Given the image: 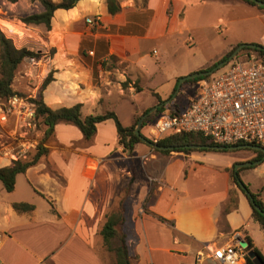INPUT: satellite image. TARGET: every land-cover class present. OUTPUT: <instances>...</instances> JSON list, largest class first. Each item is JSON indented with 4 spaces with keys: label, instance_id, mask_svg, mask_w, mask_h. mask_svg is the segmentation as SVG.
<instances>
[{
    "label": "crops",
    "instance_id": "obj_1",
    "mask_svg": "<svg viewBox=\"0 0 264 264\" xmlns=\"http://www.w3.org/2000/svg\"><path fill=\"white\" fill-rule=\"evenodd\" d=\"M118 2L120 10L110 14L104 0H76L71 8L54 10L49 30L42 24L23 26L28 37L17 39L18 46L44 55L20 63V71L30 76L31 84L24 91L13 89L36 97L50 73L52 80L40 92L43 102L53 109L80 104L82 116L114 112L113 103L127 95L151 96L148 104L138 107L140 113L156 105L157 97L165 98L174 80L188 71L185 55L180 64L173 61L177 51L196 44L184 16L191 0ZM12 5L18 12L20 5L32 7L33 13L42 10L37 1L17 0ZM21 14L16 17L29 15ZM42 31L46 38L40 36ZM185 32L188 37L182 40ZM50 49L53 53L47 56ZM213 61L198 62L196 67L203 69ZM124 81L126 92L121 86ZM184 104L178 105L180 110ZM117 118L122 126L131 125L134 107L126 124ZM140 133L152 141L153 124L149 132ZM143 144L147 149L140 155L124 152L112 119L96 123L89 140L72 124H56L45 144V159L20 173L29 190L52 206L49 204L39 216L29 191H25L27 197L8 195L0 185V264H59L52 259V251L58 247L64 250L63 264H107L108 257H114L103 247L98 232L104 216L120 204L129 257L136 261L132 260L133 264H150L146 256L150 255L153 262V252H182L190 259L187 264H210L205 258L207 247L233 241L240 244L245 235L256 246L246 230L252 218L248 199L231 183L227 171L234 160L210 164L199 152L163 154ZM117 160L128 163V168L119 169L117 174H135V181L140 168L149 183L137 191L124 188L121 195L117 194L112 167ZM148 162L151 170L146 173ZM230 188L236 190L237 203L224 211ZM13 202L30 203L34 208L16 212ZM37 225L45 227L42 230L35 228ZM94 239H98L97 244Z\"/></svg>",
    "mask_w": 264,
    "mask_h": 264
},
{
    "label": "rangeland",
    "instance_id": "obj_2",
    "mask_svg": "<svg viewBox=\"0 0 264 264\" xmlns=\"http://www.w3.org/2000/svg\"><path fill=\"white\" fill-rule=\"evenodd\" d=\"M12 4L13 3L9 2L8 0H0V31L5 36L11 38L13 44L17 48H20L18 46L17 39L25 36L28 37V35L24 34V29L22 28L23 26L27 25H23L21 21L19 22L18 20H20L21 17L16 16L21 14V9H24V11H21L22 14H31L34 12V9L25 5H20L18 12L17 9L15 11L13 10ZM184 16L189 27L193 29L192 34L195 38L196 44L193 46H182L181 50H176L177 56L175 57V59H173L174 62L179 60L178 62L180 64L184 60L183 55H185L189 59V63L187 67H185L188 68V71H186L185 73H181L180 76H185L199 71V67H196L198 62H209V60L213 61L216 58L223 56L226 51L237 45L255 44L264 47V9L245 2L244 0H191L190 7L188 8V10H186ZM8 29H11V31H9ZM202 31L203 34H201ZM39 34L42 38H46L45 31H42ZM187 37V32H185L181 36L182 40L187 39ZM241 51L242 50H240L230 61H228V64L230 62H234L235 60H238L239 62L245 64L243 60L250 57L245 56L244 52ZM228 64H225L213 74L215 75L219 73L221 70L225 69ZM21 67L23 68V65L19 64L14 73L12 83V88L14 87V89L18 91H24L26 89V86L31 84L28 80L30 76L26 75L24 70L20 71ZM160 77L162 78L161 75ZM195 89V84L183 83L179 89L181 91L180 95L175 96V103L177 105H182L186 100H189L194 96ZM150 100L151 96L148 93L135 94L134 97H129L127 95L126 98H122L121 100L113 103L111 110H114L121 122L123 124H126L128 118H130L131 116L133 107L135 117L136 115L140 114V108L138 107L140 105L148 104ZM0 102L5 103V100L0 99ZM151 124L152 120L147 121L146 125L143 128L140 127V131L142 132V130H144L145 132H149ZM4 130L5 128L2 127L0 123V142L6 140L4 137ZM145 149H147V147L142 143L139 144L136 147V150H134V152L132 153L140 155ZM199 153L205 154L208 157V161L205 162H208L210 164H220L227 158L234 160L236 163L234 164L233 169L237 168L238 177L247 191L252 195V197L254 196L259 200H264V159L258 164L242 167L240 169L238 166H236V164L248 161L253 162L251 160H255V158H252V151L248 149H236L210 150ZM137 160L139 159L137 158ZM5 164H7V159L0 157V166ZM112 167H114V183L116 186L117 194L119 195L122 194L124 188H131L132 190L137 191L142 186L149 183L145 173L140 168L136 171L137 173L135 181H133V177L135 174L133 176H126L123 173H120V175L117 174V172H120L118 171L119 169L126 167L128 168V163L126 161L117 160L114 162ZM145 170L146 173L150 172V162H148L145 166ZM4 191L5 193H9L8 195L19 194L26 197L27 195L25 191H29L31 198L29 200L34 202L39 216H41L42 213L44 211H47L49 208V203L46 200L38 197L36 194H33L32 190H29L22 174L16 175L15 190H13V192H8L5 189ZM43 226L45 227V225H37L35 226V228H41L43 230ZM246 230L252 237L256 246L260 250L264 251L263 231L258 223L253 220V218L248 219V227H246ZM123 231L126 234L125 222L123 225ZM97 242L98 239H94V244H97ZM243 242L244 241L239 244L241 247H245ZM220 245L222 244H219L218 246ZM60 249L61 248L58 247L57 249L52 251V259L58 261L59 264H63L64 258H62L61 260V257L64 250ZM111 254L113 253L110 252L109 256ZM155 254L156 252H153V262H151L150 255L147 254V262H150V264H187V262L190 260L189 258H187V256L185 257V254L182 252H177L175 254ZM187 254L189 255V253ZM132 260L134 261L135 259L132 257ZM107 261V264H115L114 259L111 260L110 257H108Z\"/></svg>",
    "mask_w": 264,
    "mask_h": 264
},
{
    "label": "trees",
    "instance_id": "obj_3",
    "mask_svg": "<svg viewBox=\"0 0 264 264\" xmlns=\"http://www.w3.org/2000/svg\"><path fill=\"white\" fill-rule=\"evenodd\" d=\"M9 2H15L17 0H8ZM31 2L37 1L41 6L42 10L37 13H32L20 18V21L25 25H39L42 24L45 30L50 29V20L52 14L55 9L62 8L68 9L71 8L76 0H57L54 2L52 0H29ZM250 4L256 5L250 0H244ZM264 2V0H262ZM107 11L110 14H115L120 10V5L118 0H104ZM257 6V5H256ZM259 7V6H258ZM264 9V7H261ZM236 47V46H235ZM232 47L227 53H225L220 58L211 62L209 65L200 70L211 69L220 61H223L228 57V55L235 49ZM241 52H244L245 56H253L254 58L261 60L264 62V50L253 49V48H243ZM53 49H50L47 56L52 55ZM44 54L41 52H35L26 47L17 48L11 38L5 36L0 31V99L6 100L9 96L12 95H21L19 92L15 91L12 88L14 73L18 67V65L24 59L38 60ZM247 58V57H246ZM247 59H244L245 61ZM238 61V60H237ZM236 60L234 62H237ZM234 62H230L232 64ZM228 64V63H226ZM224 66V65H223ZM199 70V71H200ZM214 74L208 76H201L186 80L184 83H193L197 85L200 82L210 80L213 78ZM177 77L174 80V83L165 98L157 97V103L162 102L173 93L177 81ZM52 80V75L50 73L43 79L41 83V87L39 93L36 97L32 99L34 103V114L35 120L37 123V129L41 132V137L39 142L37 143L35 149L29 153V155L23 160L17 161H7V164L0 166V183L2 187L10 192L14 188L15 177L17 174L24 173L27 168L36 165L43 159H45L48 154V148L45 146L46 142L50 137L54 134V127L58 123H67L72 124L78 128L80 133L82 134L85 140H89L96 131V123L101 122L106 119H112L115 123L116 128V138L118 144L122 147V150L127 154H131L134 146L138 143H142V141L133 133V127L140 117V115L146 112L149 108H146L142 113L136 115L134 117L133 123L129 126H122L120 121L118 120L116 114L112 111H107L102 114H89L87 116H82L81 114V105L75 104L70 107H59V108H50L47 106L41 97V90ZM122 89L124 92L127 90V81L121 83ZM181 91L179 90L177 96H179ZM196 93V89L194 94ZM174 97L169 103L162 105L160 108L150 113L142 122L141 127L146 125L147 121L152 120V124H154L156 118L164 109L171 110L174 114L180 111L178 105L175 103ZM194 98L191 97L189 100H186L184 103L185 108L189 102ZM11 127V119L8 117V128ZM158 145L161 146H171V150H156L159 153L167 154L169 152H182L184 154H189L191 152H206L210 151V149L201 148V149H190L184 148L185 145H217L212 142L207 137L203 136L200 133L193 132H181V131H169L164 136H162L157 142ZM261 157V154H259ZM230 177V181L234 186L241 190L235 180V173L233 167L227 169ZM236 176H238V170L236 171ZM242 191V190H241ZM44 197L43 194H40ZM237 196L236 190L234 188H230L228 191V199L224 207V211H228L236 205ZM249 205L251 207V217L254 221L258 223L260 228L263 231L264 235V215H262L259 211L255 209V205L260 206L264 210L263 200H259L253 196V200H248ZM48 203L52 206V204L48 201ZM12 208L16 212H27L33 210L34 206L30 203L26 202H13ZM160 220H163L161 217H158ZM125 222V217L123 213V208L120 205L117 211L108 213L104 216V221L99 228V236L102 241L103 247L113 253L114 263L115 264H133L132 260L129 257L128 245L126 234L123 231V225ZM245 241V249L247 251L255 252L262 260V264H264V255L254 246L251 238L247 235L244 236ZM248 264H252L251 260L247 258Z\"/></svg>",
    "mask_w": 264,
    "mask_h": 264
},
{
    "label": "built area",
    "instance_id": "obj_4",
    "mask_svg": "<svg viewBox=\"0 0 264 264\" xmlns=\"http://www.w3.org/2000/svg\"><path fill=\"white\" fill-rule=\"evenodd\" d=\"M87 23H92L86 18ZM234 62L197 85L194 98L174 114L164 109L153 124L152 141L169 131L200 133L217 145L255 144L264 148V62L251 56ZM32 95H12L0 102L5 141L0 157L25 159L40 139ZM8 117L11 127L8 128ZM264 205V200H263ZM248 251L237 241L207 247L210 264H248Z\"/></svg>",
    "mask_w": 264,
    "mask_h": 264
},
{
    "label": "water",
    "instance_id": "obj_5",
    "mask_svg": "<svg viewBox=\"0 0 264 264\" xmlns=\"http://www.w3.org/2000/svg\"><path fill=\"white\" fill-rule=\"evenodd\" d=\"M253 3H255L257 6L259 7H264V2L262 0H250ZM253 48V49H260V50H264L263 46L260 45H255V44H240L237 45L235 47V49L228 55V57L226 59H224L223 61H220L219 63H217L215 66H213L211 69H206V70H200L185 76H181L178 78L176 87L173 91V93L170 95V97H168L167 99H165L162 102H158L156 105L152 106L151 108H149L146 112L142 113L140 115V117L137 119L134 127H133V133L143 142L146 143L147 145H149L150 147L157 149V150H171L172 147L171 146H161L158 145L157 143L147 139L146 137H144L141 133H140V126L142 124V122L144 121V119L152 112H154L155 110H157L158 108H160L162 105L169 103L178 93L181 85L189 79L192 78H196V77H201V76H208L213 74L215 71H217L219 68H221L223 65H225L226 63H228V61H230L240 50H242L243 48ZM184 148H190V149H201V148H206V149H212V150H236V149H251V150H255V151H261L262 152V157L256 161L253 162H243V163H239L236 164V166L238 167H246V166H251V165H255L260 163L263 159H264V148L259 146V145H255V144H248V143H244V144H236V145H195V144H191V145H185ZM236 171L237 168H234V173H235V180L238 184V186L241 188L242 192L245 194V196L247 197L248 200L252 201L253 197L252 195L247 191V189L245 188V186L243 185V183L240 181L239 177L236 176ZM255 209L257 211H259L262 215H264V210L258 206L255 205L254 206ZM248 258L251 260L252 264H262V260L261 258L253 251H248L247 253Z\"/></svg>",
    "mask_w": 264,
    "mask_h": 264
},
{
    "label": "flooded vegetation",
    "instance_id": "obj_6",
    "mask_svg": "<svg viewBox=\"0 0 264 264\" xmlns=\"http://www.w3.org/2000/svg\"><path fill=\"white\" fill-rule=\"evenodd\" d=\"M250 151L253 152L252 158L253 159L255 158V160H258V159H260L262 157V152L261 151H255V150H250ZM259 154H261V157H259ZM251 161H254V160H251Z\"/></svg>",
    "mask_w": 264,
    "mask_h": 264
},
{
    "label": "bare ground",
    "instance_id": "obj_7",
    "mask_svg": "<svg viewBox=\"0 0 264 264\" xmlns=\"http://www.w3.org/2000/svg\"><path fill=\"white\" fill-rule=\"evenodd\" d=\"M9 31H11V29H8ZM17 31V30H16ZM9 33H11V32H9ZM17 34V33H16Z\"/></svg>",
    "mask_w": 264,
    "mask_h": 264
}]
</instances>
